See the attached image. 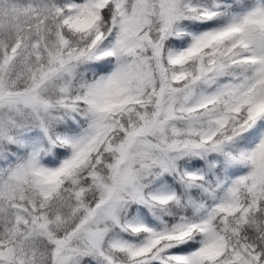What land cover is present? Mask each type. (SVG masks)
Listing matches in <instances>:
<instances>
[{
	"label": "snow or ice",
	"instance_id": "6c2138e0",
	"mask_svg": "<svg viewBox=\"0 0 264 264\" xmlns=\"http://www.w3.org/2000/svg\"><path fill=\"white\" fill-rule=\"evenodd\" d=\"M0 264H264V0H0Z\"/></svg>",
	"mask_w": 264,
	"mask_h": 264
}]
</instances>
